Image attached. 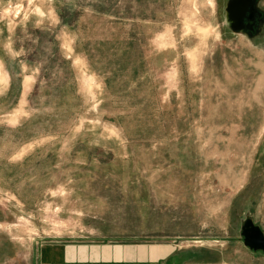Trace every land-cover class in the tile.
<instances>
[{"label":"rangeland","instance_id":"rangeland-1","mask_svg":"<svg viewBox=\"0 0 264 264\" xmlns=\"http://www.w3.org/2000/svg\"><path fill=\"white\" fill-rule=\"evenodd\" d=\"M0 0V264L41 245L169 243L264 264V0Z\"/></svg>","mask_w":264,"mask_h":264},{"label":"crops","instance_id":"crops-1","mask_svg":"<svg viewBox=\"0 0 264 264\" xmlns=\"http://www.w3.org/2000/svg\"><path fill=\"white\" fill-rule=\"evenodd\" d=\"M169 243L93 240L51 241L41 245L38 264H182Z\"/></svg>","mask_w":264,"mask_h":264},{"label":"water","instance_id":"water-1","mask_svg":"<svg viewBox=\"0 0 264 264\" xmlns=\"http://www.w3.org/2000/svg\"><path fill=\"white\" fill-rule=\"evenodd\" d=\"M248 5V0H227L225 5V24L232 31H239L243 28V16ZM242 243L253 251H264V233L260 227L245 218L240 226Z\"/></svg>","mask_w":264,"mask_h":264},{"label":"flooded vegetation","instance_id":"flooded-vegetation-1","mask_svg":"<svg viewBox=\"0 0 264 264\" xmlns=\"http://www.w3.org/2000/svg\"><path fill=\"white\" fill-rule=\"evenodd\" d=\"M255 16H256L255 0H248V5L243 16V28L241 29V31L252 30Z\"/></svg>","mask_w":264,"mask_h":264}]
</instances>
